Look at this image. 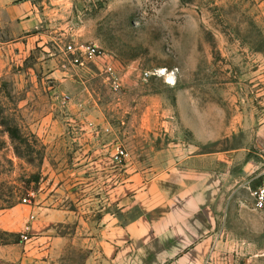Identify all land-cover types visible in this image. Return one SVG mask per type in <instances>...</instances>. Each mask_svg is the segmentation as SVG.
<instances>
[{"label": "rangeland", "instance_id": "374dc122", "mask_svg": "<svg viewBox=\"0 0 264 264\" xmlns=\"http://www.w3.org/2000/svg\"><path fill=\"white\" fill-rule=\"evenodd\" d=\"M32 2L40 45L22 65L0 45V220L28 209L23 233L0 228V264H31L47 210L72 211L68 225L83 228L51 224L50 237L68 238L56 264H161L163 219L174 227L187 212L181 196L210 159L206 264H264L252 198L264 183V0ZM73 42L101 54L74 67ZM250 159L262 166L244 185Z\"/></svg>", "mask_w": 264, "mask_h": 264}, {"label": "crops", "instance_id": "0c3cea01", "mask_svg": "<svg viewBox=\"0 0 264 264\" xmlns=\"http://www.w3.org/2000/svg\"><path fill=\"white\" fill-rule=\"evenodd\" d=\"M44 27L42 13L32 0H0V45L2 46L1 50L4 51L3 56L5 55L12 62L22 65L30 58L32 52L40 45L38 41L45 37L41 31ZM53 70L50 71L53 72L52 75L61 74L69 77L67 72ZM208 163V169L205 167L204 171L197 172V177H203V182L194 184L195 186L190 187L187 194H182L180 202H183L182 208L186 209L187 212L185 213L183 210L179 214L176 227H172V219L167 217L163 219L165 224V229L162 232L163 243L166 247H164L163 255L161 254V264H206L207 253L212 246V240L207 236L212 232V178H209L207 182V175L212 173V159ZM261 166L252 159L245 162L244 174L242 175V180L246 182L244 185L252 183L256 178L254 175L259 172ZM258 176H264V171ZM68 183H66L67 190ZM70 197H73L72 193L67 194L66 200H69ZM22 212V215L16 221L10 222L5 218H3V221L0 220V228L16 234L23 233L28 209H23ZM74 214L76 215V213L68 210H47L45 217L48 219L46 221L50 222L48 225L50 227L46 228L45 237L39 238V242L43 247L40 248L36 242L35 251H32L29 254L30 258L24 262H31V264H56L54 256L62 243L68 238L66 236L50 237V232L55 228L51 224L61 223L66 225L64 229H68L70 233L76 230L75 233L78 236L83 228L77 224L68 225L74 222L77 223L78 216L74 218ZM207 217L209 222L206 225ZM142 224L143 219L130 225L128 230L135 232L143 229ZM32 228L35 230L38 226ZM68 241L70 242V239ZM188 250H191L189 254H187Z\"/></svg>", "mask_w": 264, "mask_h": 264}, {"label": "built area", "instance_id": "2783aa9c", "mask_svg": "<svg viewBox=\"0 0 264 264\" xmlns=\"http://www.w3.org/2000/svg\"><path fill=\"white\" fill-rule=\"evenodd\" d=\"M100 49L93 44H81L73 42L66 49V55L69 57L70 65L74 67H84L86 63L91 62L100 56ZM112 73V69H108ZM115 91L121 89L117 80L113 81ZM252 198L255 211L264 214V183L252 191ZM25 203H31L30 199H26ZM30 230V228H28Z\"/></svg>", "mask_w": 264, "mask_h": 264}, {"label": "trees", "instance_id": "16d2710c", "mask_svg": "<svg viewBox=\"0 0 264 264\" xmlns=\"http://www.w3.org/2000/svg\"><path fill=\"white\" fill-rule=\"evenodd\" d=\"M10 136L13 140H21V131L18 129V128H14V129H10ZM38 179H36V183L34 186H37V181ZM7 235H10V236H17L15 234H9V233H6ZM18 237V236H17Z\"/></svg>", "mask_w": 264, "mask_h": 264}]
</instances>
